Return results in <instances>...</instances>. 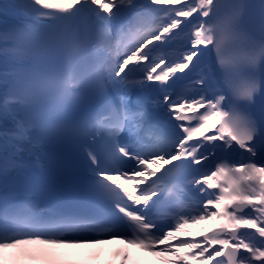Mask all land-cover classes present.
Returning <instances> with one entry per match:
<instances>
[{
	"label": "snow or ice",
	"instance_id": "1",
	"mask_svg": "<svg viewBox=\"0 0 264 264\" xmlns=\"http://www.w3.org/2000/svg\"><path fill=\"white\" fill-rule=\"evenodd\" d=\"M8 20L0 264H264V0H0ZM51 145L74 165L45 170Z\"/></svg>",
	"mask_w": 264,
	"mask_h": 264
},
{
	"label": "bare ground",
	"instance_id": "2",
	"mask_svg": "<svg viewBox=\"0 0 264 264\" xmlns=\"http://www.w3.org/2000/svg\"><path fill=\"white\" fill-rule=\"evenodd\" d=\"M12 23L14 24L16 22L13 21V20H8L7 22L0 23V32L5 31V29L9 26V24H12ZM3 70H4V66L2 64H0V72H3ZM2 90H3L2 86H0V91H2ZM41 163H42V161H41ZM38 170H39V168H36V169L33 170V172H37ZM12 174H14V173H12ZM0 191H3V183L2 182H0ZM195 234H196V231L192 230V231H190L189 236H192V235H195ZM118 247H119V245H115L114 244V245H111V246L103 249L101 255L99 256L100 261L102 259H105V263L104 264H106V262H109L110 260L112 261V264H118V260H115L114 257H112V254H111ZM96 261L94 262V264L97 263Z\"/></svg>",
	"mask_w": 264,
	"mask_h": 264
},
{
	"label": "rangeland",
	"instance_id": "3",
	"mask_svg": "<svg viewBox=\"0 0 264 264\" xmlns=\"http://www.w3.org/2000/svg\"><path fill=\"white\" fill-rule=\"evenodd\" d=\"M194 231H197V230L194 229ZM96 262H97L96 264H98V263L100 264L101 261H100V259L98 258V260H97Z\"/></svg>",
	"mask_w": 264,
	"mask_h": 264
}]
</instances>
